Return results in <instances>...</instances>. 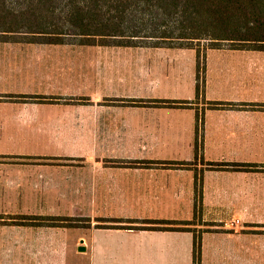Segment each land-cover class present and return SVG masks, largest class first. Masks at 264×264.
<instances>
[{
  "label": "crops",
  "instance_id": "crops-1",
  "mask_svg": "<svg viewBox=\"0 0 264 264\" xmlns=\"http://www.w3.org/2000/svg\"><path fill=\"white\" fill-rule=\"evenodd\" d=\"M73 38L0 39V264H264V51Z\"/></svg>",
  "mask_w": 264,
  "mask_h": 264
},
{
  "label": "trees",
  "instance_id": "trees-1",
  "mask_svg": "<svg viewBox=\"0 0 264 264\" xmlns=\"http://www.w3.org/2000/svg\"><path fill=\"white\" fill-rule=\"evenodd\" d=\"M119 2L132 10L123 23L120 22L124 16L119 17L120 21L110 19L113 18L112 12L110 14L111 8ZM137 6L144 7L142 12L149 10L150 18L146 17L149 19L146 23L142 22L145 17L137 16L134 12V7ZM180 8L188 10L187 14L184 10L177 11ZM152 10L157 12L153 13ZM160 11L167 12L163 18L159 15ZM81 14L86 15L88 19L85 20ZM135 16L138 17L136 20L138 22L134 25H147L152 31L161 27L167 29L176 23L175 25H182L186 30L190 26L193 34H178L177 37L181 38L178 40L166 35L122 33L123 37H130L124 44H131L134 37L140 36L159 39L161 42L157 43L160 44L162 41H171L169 45L193 48L188 44L190 42L184 44L183 41L207 38L213 43L228 41L245 46L232 47L233 49L264 50V0H0V37L1 40L25 38L32 41L61 43L62 37L68 36L78 38L81 44L92 45L100 41L97 39L98 36L118 34L114 32L117 28L111 29L109 24L110 26L128 24ZM92 23L101 29L90 31L83 28L93 27ZM78 28L80 31H77ZM164 32L161 34L167 33ZM176 41H182L181 45L174 44ZM144 222L148 223L145 227L150 229L173 228L168 225L173 222L167 220Z\"/></svg>",
  "mask_w": 264,
  "mask_h": 264
},
{
  "label": "rangeland",
  "instance_id": "rangeland-1",
  "mask_svg": "<svg viewBox=\"0 0 264 264\" xmlns=\"http://www.w3.org/2000/svg\"><path fill=\"white\" fill-rule=\"evenodd\" d=\"M143 8H144L143 6L134 7V12L137 13V16L141 15L142 17H145V19H142V22L146 23V21H149V19H146V17L150 18V14H149V10L148 9H146V10H144L142 12L141 10ZM182 10H184L185 14H187L188 10H185V9H182V8L177 9V11H182ZM161 11L159 12V15H162V18H163L164 15L167 12H165V11L161 12ZM111 12L113 14V18H110V19H112L111 21H114V20L120 21L119 17L124 16L125 18L123 19V21L120 22V23H123L124 20H127L126 16L129 15L132 12V10L129 7L124 6L122 4V2H119V3H117L115 5V7L111 8L110 14H111ZM152 12L155 13L157 11L156 10H152ZM81 15L85 18V20L88 19L86 17V15H84V14H81ZM172 15H174V14H172ZM137 16H135V17H133V19L129 20L130 22L128 24H126V23L124 25L112 24L111 26L109 24V27H111V29H116L117 28L116 31H114L115 33H118L117 35H114V36H110V35L109 36H98L97 38H108L105 41V42H108L107 43L108 45H124L125 41L128 42L130 37H127V36L123 37L122 33H127L128 34L129 32H131L133 34H149V35H153V36H155V35H166V36H170L171 38H174V39L178 38L177 37L178 34H184V35L193 34L192 33V29H191L190 26L188 27V30H186L185 28H182L183 27L182 25H175L176 23L174 25H172L170 28L166 29L165 27L164 28L161 27V28H158V30L153 29V31H152L150 29L151 28L150 26L147 27V25H142V26L134 25V23L138 22V21H136L138 19ZM181 17H184V16H181ZM110 19H107V21L109 22ZM188 19L190 20V18H188ZM103 21L105 22L106 19L104 18ZM185 24L187 25V23H185ZM92 25H93V27L92 26H86V27H83V28L87 29V30H90V31H95V30L101 29V28H99V26L97 27L93 23H92ZM80 27L81 26H79V28ZM79 28H78L77 31H80ZM164 31H167L168 34L167 33L166 34H161V33H165ZM179 37H183V36H179ZM65 38H69V37L68 36L67 37H62V39H65ZM143 38L144 37H140V36L139 37H134V39L131 41L133 43L128 44V45H131V46L139 45L140 43H143ZM0 39H1V37H0ZM179 39H181V38H178V40ZM158 40L159 39H155L154 38V40H152V41L161 42V41H158ZM182 40H184V39H182ZM70 41H79V40L77 38L76 39L73 38ZM145 42H147V41L145 40ZM169 42H171V41H164V42L162 41V45H169L170 44ZM177 42L178 41H176L174 44L181 45L182 41H179L180 43L179 42L177 43ZM183 42H184V44H187L185 42H190L188 44H190L193 47L192 49L194 50V52L196 54L197 70H198V72H197L198 86H200V80H201L200 76H201V73H202L201 70H202L203 65H204V58H205L204 56L206 54L207 49H212V47H214L215 49H221V50L224 49V51H222V52H220L221 50L220 51L217 50L216 53L212 52V54H214L216 56H219V57L220 56H224L223 59L221 57H220L221 59H219L218 64H219L220 67H222L223 65H226L225 62L226 63H231V62H229V60H231V58H239V56L241 54H244V55L248 54L249 57L252 56L251 59H255V57H254L255 53H253V52L251 54H249V53H246V52L242 53L239 50H228V49H233L232 47H234V48L235 47H237V48L245 47L244 45H236L237 43L233 44V43H230L228 41H218L217 43H213L212 41H210V39H207V38H204V39H193V41H183ZM158 44H160V43H158ZM251 47H257V46L256 45L255 46L251 45ZM250 50H257V49H250ZM261 51H264V50H261ZM215 57L210 56L211 65L214 62H216V60H214ZM217 59H218V57H217ZM233 65L234 64L232 63V65H228V67L232 69ZM229 73H232V72H229ZM229 73L227 71V75ZM231 75H233V74H231ZM231 75L230 76L223 75V77H219V83L224 81V85H227L232 79ZM228 86H230V85H228ZM253 95H254V93L252 94V96ZM127 211H129L128 212L129 214L132 213V209H131L130 206H127ZM97 220H98V225H100L102 227H112V228H114V225H115V224H112V223L118 221V220H115L114 218H102V219H97ZM81 221L84 222L86 220H84V218H83V219H81ZM102 222H110L111 224L102 223ZM106 238L109 241H111V242H117V241L120 240V239L118 240L119 236L117 234H115V233H113V234L111 233L109 236H106ZM99 239H101V240L105 239V235H101L100 234L99 235Z\"/></svg>",
  "mask_w": 264,
  "mask_h": 264
},
{
  "label": "built area",
  "instance_id": "built-area-1",
  "mask_svg": "<svg viewBox=\"0 0 264 264\" xmlns=\"http://www.w3.org/2000/svg\"><path fill=\"white\" fill-rule=\"evenodd\" d=\"M236 222H238V219H235V220H231V224H234V223H236Z\"/></svg>",
  "mask_w": 264,
  "mask_h": 264
}]
</instances>
